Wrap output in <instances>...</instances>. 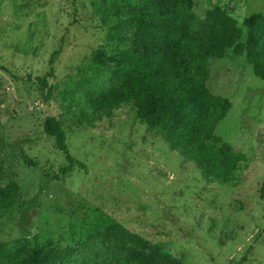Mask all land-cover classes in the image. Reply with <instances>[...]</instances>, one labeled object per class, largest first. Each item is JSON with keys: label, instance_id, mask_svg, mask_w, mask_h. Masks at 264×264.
Instances as JSON below:
<instances>
[{"label": "rangeland", "instance_id": "obj_1", "mask_svg": "<svg viewBox=\"0 0 264 264\" xmlns=\"http://www.w3.org/2000/svg\"><path fill=\"white\" fill-rule=\"evenodd\" d=\"M102 0H0V183L16 181L30 206L0 217V246L28 251L77 248L107 217L148 240L138 249L165 264H264V79L245 55L209 61L208 87L230 103L216 134L246 154L232 183L210 181L130 106L90 125L61 95L79 71L113 64L120 40L93 4ZM201 17L217 7L240 25L264 0H192ZM56 91L29 76L45 75ZM59 117L70 152L85 164L56 178L66 163L44 125Z\"/></svg>", "mask_w": 264, "mask_h": 264}, {"label": "trees", "instance_id": "obj_2", "mask_svg": "<svg viewBox=\"0 0 264 264\" xmlns=\"http://www.w3.org/2000/svg\"><path fill=\"white\" fill-rule=\"evenodd\" d=\"M93 7L121 45L113 64L100 62L94 71L80 70L74 86L61 91L67 110L94 125L130 106L137 119L156 128L180 155L202 168L208 180L236 181L247 157L215 132L230 103L208 87L209 61L225 58L229 51L245 55L254 74L264 79V13L255 12L240 25L220 7L201 18L192 0H102ZM59 53L53 52L45 75L28 77L46 89V101L56 91L48 78L54 75ZM0 69L6 68L0 64ZM44 130L65 156L56 178L86 167L70 152L59 117L47 116ZM18 206L26 220L30 206L22 200L19 184L0 183V217ZM149 243L107 217L78 240L77 248L36 241L28 251L0 246V264H162L138 251ZM165 264L176 263L168 258Z\"/></svg>", "mask_w": 264, "mask_h": 264}]
</instances>
